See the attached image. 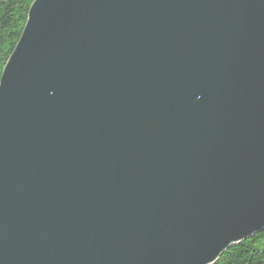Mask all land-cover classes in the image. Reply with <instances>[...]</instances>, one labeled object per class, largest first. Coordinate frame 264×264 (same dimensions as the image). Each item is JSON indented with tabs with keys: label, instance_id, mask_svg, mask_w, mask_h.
<instances>
[{
	"label": "water",
	"instance_id": "obj_1",
	"mask_svg": "<svg viewBox=\"0 0 264 264\" xmlns=\"http://www.w3.org/2000/svg\"><path fill=\"white\" fill-rule=\"evenodd\" d=\"M264 231V0H34L0 79V264H214Z\"/></svg>",
	"mask_w": 264,
	"mask_h": 264
},
{
	"label": "trees",
	"instance_id": "obj_2",
	"mask_svg": "<svg viewBox=\"0 0 264 264\" xmlns=\"http://www.w3.org/2000/svg\"><path fill=\"white\" fill-rule=\"evenodd\" d=\"M34 0H0V79ZM214 264H264V231L231 246Z\"/></svg>",
	"mask_w": 264,
	"mask_h": 264
}]
</instances>
